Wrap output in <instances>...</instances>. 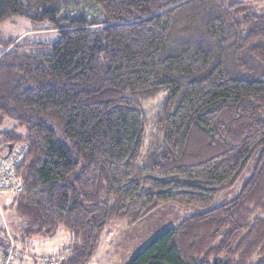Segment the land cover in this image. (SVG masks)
Returning a JSON list of instances; mask_svg holds the SVG:
<instances>
[{"label":"trees","instance_id":"1","mask_svg":"<svg viewBox=\"0 0 264 264\" xmlns=\"http://www.w3.org/2000/svg\"><path fill=\"white\" fill-rule=\"evenodd\" d=\"M18 18L58 37L0 40V150L26 146L14 238L65 230L52 264H90L112 225L174 202L201 212L128 264H264V7L0 0V25Z\"/></svg>","mask_w":264,"mask_h":264},{"label":"rangeland","instance_id":"2","mask_svg":"<svg viewBox=\"0 0 264 264\" xmlns=\"http://www.w3.org/2000/svg\"><path fill=\"white\" fill-rule=\"evenodd\" d=\"M244 1L248 2L252 7H264V0ZM80 8L81 7L78 5L77 7H75V9H77L76 11L82 12ZM91 12L95 14L97 12V8L93 7V11L91 10ZM39 25V23H32L29 19L26 18L8 20L0 25V30L2 32V37L0 40L6 41L9 38H16L20 42H54L57 39L58 34L55 30H34V28L38 27ZM150 132L151 129L148 134H150ZM151 136L152 135H150V137ZM20 145L13 146L12 151H18L17 148H19ZM7 152L8 148L4 147L2 149L1 155H5ZM248 175L249 170L244 174V177H247ZM242 185L243 181H240L230 190L221 193L217 197L213 206L230 200L238 193ZM3 200H0V223H4L7 225L9 224L10 227H12V215L6 209L10 204H4ZM199 212H201V210H199L198 208L187 207L174 202H169L152 211L149 215H147V217L143 218L140 222L134 225L129 226L126 223H116L112 225L110 230H107L101 243L100 249L95 258L92 259L90 264H128L130 260H132L144 247H146L153 239L158 237L168 228L177 226L183 219ZM9 230L10 234L14 238V228H9ZM6 235L7 239L9 240V236L7 233ZM67 235L68 233L65 231V233L63 234V239L66 241L65 245L56 249H52V252H50L51 255L49 256H58L66 252V247H68L66 244H69V238ZM41 246L42 245L36 246L38 251Z\"/></svg>","mask_w":264,"mask_h":264},{"label":"built area","instance_id":"3","mask_svg":"<svg viewBox=\"0 0 264 264\" xmlns=\"http://www.w3.org/2000/svg\"><path fill=\"white\" fill-rule=\"evenodd\" d=\"M25 145H20L17 148L18 151H12L8 159H0V199L3 200L4 204H11L14 198L20 195L25 188L23 175L21 168V163L25 155ZM3 197V198H1ZM6 231L9 236L8 248L3 252L0 250V264H16V243L13 236L10 234V230L7 224ZM9 232V233H8ZM69 250L67 249L66 252ZM66 252L58 256L46 255L44 260L45 264L56 263L60 259L64 258Z\"/></svg>","mask_w":264,"mask_h":264},{"label":"crops","instance_id":"4","mask_svg":"<svg viewBox=\"0 0 264 264\" xmlns=\"http://www.w3.org/2000/svg\"><path fill=\"white\" fill-rule=\"evenodd\" d=\"M1 200V199H0ZM64 230L61 231L59 238H49V237H31L26 239L16 238L15 243L17 245V260L16 264H44V261L38 254L37 245L45 246L52 252V249H56L65 245V240L63 239ZM68 236V235H67ZM69 238V237H68ZM69 242V240H68ZM67 245V244H66ZM32 248V251H31Z\"/></svg>","mask_w":264,"mask_h":264},{"label":"water","instance_id":"5","mask_svg":"<svg viewBox=\"0 0 264 264\" xmlns=\"http://www.w3.org/2000/svg\"><path fill=\"white\" fill-rule=\"evenodd\" d=\"M7 148H8V152L5 155H1L2 150H0V155L2 159H7L10 156L12 152L13 144L8 145Z\"/></svg>","mask_w":264,"mask_h":264}]
</instances>
